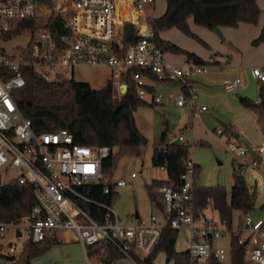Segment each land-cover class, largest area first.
Wrapping results in <instances>:
<instances>
[{
	"label": "built area",
	"instance_id": "2783aa9c",
	"mask_svg": "<svg viewBox=\"0 0 264 264\" xmlns=\"http://www.w3.org/2000/svg\"><path fill=\"white\" fill-rule=\"evenodd\" d=\"M154 1L0 0V186L14 179L21 184H32L37 201L29 215L9 222L0 220V237L11 230L21 240L19 248L10 243L6 256L0 253V264L2 261L15 263L28 239L46 243L64 231L73 234L85 254L87 246L104 241L113 245L122 257L133 260L153 250L165 226L188 228L189 264H213L214 261L229 264V248L220 242L226 239L230 242L232 235L242 244L247 264H264V219L247 212L241 215L240 226L231 228L211 216L206 215L201 221L195 219L196 165L189 147L180 181H169L156 189L161 197L157 202L161 218L152 212L147 220L137 218L131 223H121L112 206L92 200L80 191L81 187L102 179L104 193H109L111 187L114 190L131 184L124 178L104 177L102 166L110 155V147L75 142L67 127L36 133L30 119L16 106L13 94L25 83L22 66L31 64L44 79L62 82L71 78V74L60 69L61 66L72 69L85 65L110 69L116 98L131 87L142 101L188 105L192 108V118L199 117L206 106L197 102L198 94L192 82L208 65L187 56L179 63L166 58L153 40L151 17L146 9ZM51 16L63 19L68 29L58 40L46 23ZM31 19L34 30L27 32L31 34L27 46L16 52L10 50L14 45L6 48L10 40L20 35L12 34V29L19 22ZM125 24L132 25L138 35L136 41L126 46L122 39ZM250 74L257 83L264 82V67L253 66ZM239 82V78H234L224 88L233 91ZM167 83L176 84L178 92L154 89L156 84ZM216 132L221 134L223 130L217 128ZM262 134V143L251 147L231 131L227 149L240 157V164L260 166L264 160V130ZM177 138L184 144L182 133ZM254 154L261 157V162ZM159 169L165 170V167L160 165ZM135 176V172L130 173L131 178ZM80 200L105 208L112 220L98 222L79 205ZM86 257L89 264H94ZM114 264L120 263L116 260Z\"/></svg>",
	"mask_w": 264,
	"mask_h": 264
},
{
	"label": "trees",
	"instance_id": "16d2710c",
	"mask_svg": "<svg viewBox=\"0 0 264 264\" xmlns=\"http://www.w3.org/2000/svg\"><path fill=\"white\" fill-rule=\"evenodd\" d=\"M163 13L150 18L153 29V40L164 51L183 54L197 63L213 64L214 60L205 61L196 54L189 52L177 44L160 38L159 32L175 27L185 35L202 40L191 32L187 18L191 17L197 25L209 29L215 27H236L239 23L256 24L260 9L256 0H164ZM48 28L55 40L60 35L68 33L64 20L56 17L47 19ZM34 30V20H24L12 29V34L27 33ZM124 45L136 41L137 31L132 25L122 27ZM264 43V26L252 40L253 45ZM30 53V52H29ZM27 53V56H29ZM25 83L14 94V101L22 115L31 121V127L36 133L54 131L59 127H67L75 142L110 147V155L102 166L105 178H112L118 161L123 157H138L147 144V138L136 126L133 111L138 105L153 106L136 97L130 87L120 98L113 96L111 79L101 88H92L88 82L64 79L62 82L46 80L36 73L31 64L22 66ZM242 106L254 109L264 120V86L258 90V101L239 96ZM264 130V123H262ZM166 130L153 145L151 162L154 166L163 165L166 179H152L145 185L151 201L157 199L156 189L169 181L178 183L183 171V162L188 153V144L167 143ZM243 164L232 165V183L227 195L221 185L203 186L197 182L199 168L195 166L193 206L194 217L201 221L212 210L217 220L229 228L232 227V213L250 212L254 208L256 193L250 190L241 173ZM103 179L99 183L85 185L80 191L90 199L112 206L117 192L110 188L109 193L103 192ZM33 185L21 184L11 180L0 186V220L9 222L29 215L37 201L33 195ZM79 205L98 222L112 220V215L101 206L92 202L80 200ZM158 203H156L157 205ZM264 209V204L262 205ZM241 215L237 225L240 226ZM178 229L165 226L161 230L159 240L153 250L143 257L135 256V264H155L154 258L159 251L166 254L167 260L173 259V264H189L188 251L177 252L174 242ZM59 241L54 240L53 243ZM50 244L32 242L28 239L24 249L19 253L16 264H30L33 256L41 253ZM229 264H247L244 260L243 246L238 238L231 236L229 242ZM88 258H95L102 264H112L122 258L121 253L108 242H98L86 247ZM213 264H221L214 261Z\"/></svg>",
	"mask_w": 264,
	"mask_h": 264
},
{
	"label": "rangeland",
	"instance_id": "374dc122",
	"mask_svg": "<svg viewBox=\"0 0 264 264\" xmlns=\"http://www.w3.org/2000/svg\"><path fill=\"white\" fill-rule=\"evenodd\" d=\"M163 3L164 0H155V8L150 12V15L156 16ZM146 9L149 11V7H146ZM259 9L261 21H264V0H261ZM243 23L245 22L239 24ZM239 24L236 27H238ZM241 26L242 25H240V27ZM197 27L208 31L211 34L212 39L208 38L205 33L198 34L197 32H194L202 40L201 42L196 38L185 35L175 27L166 31L165 34L175 41L180 39L179 41H182L188 49L195 51L203 57L208 58L211 55H217L216 51L225 54L230 43L229 38H227L228 36L225 37L224 34H222L224 37L223 39L214 32L213 29L200 25H197ZM225 27L236 28L230 26ZM240 27L234 29L231 37L237 41V46L240 48L243 58L247 55L251 64L256 60L257 56H262V53L258 54L256 51L252 53L251 49L260 43L253 45V39L248 38L247 30L245 28L241 29ZM30 40V33H22L10 40L9 44L5 47L9 49L13 47L11 45H14V48L10 50L15 52L20 51L27 46ZM98 67L99 66L85 65L75 66L73 68L74 79L81 80V78L91 74L98 75L101 78L106 75L107 72V75H109L108 77H110L109 70ZM60 69L71 74V69L68 67L61 66ZM219 90L224 91L225 89L220 87ZM232 92L234 91H230L228 94H232ZM208 108L209 110L206 111L205 114H201L197 118H192L189 110H185L183 114V111L169 104L164 106L158 104L153 106L138 105L134 109L133 115L135 123L139 131L146 136L147 144L142 148L140 156L121 158L118 161L116 169L113 171L112 178H124L131 182L129 186L118 188L117 194L113 199L112 207L115 213L119 216L121 222L124 223L125 220L134 215L136 211L139 217L145 220L148 219L152 212L155 213L157 217L161 218L160 206H153V202L148 196L145 185L156 177L164 176V172L159 170L157 166L152 165L151 162L152 145L158 141L164 130L167 131L166 139L172 141H177V134L182 133L183 142L189 145L193 160L199 164L197 177L198 184L203 186L221 185L225 188L227 195H229L232 183V165L236 167L237 164L241 162V159L227 149L226 141L233 130L227 126L220 125L217 122V119L224 121L226 124L229 123V120L234 119L238 131L242 133L246 142L251 147H256L263 141L261 118L256 111L251 109H234L232 107L224 112V114L229 117V119H227L220 115L213 114V108H211V106H208ZM252 114H255L253 118ZM185 124L188 126L185 127ZM217 128H221L223 133L218 134L216 132ZM200 142H203L204 144L199 145ZM131 171H134L137 174L136 178L131 179ZM241 173L244 176L249 189L255 190L256 193L254 208L250 211V214L255 218L258 217L264 219V209L262 208V205L264 204V160L260 166H253L249 163H244ZM155 192L157 199H160V194L157 193V191ZM213 213L214 212L212 211V218ZM206 214L207 216H210L208 215V211ZM240 215L239 211H233L232 227L237 225L238 217ZM214 216H216V214H214ZM24 235L26 237V234ZM10 243L16 244L17 248H19L21 240L16 238L11 230H8L4 236L0 237L1 254L6 256V248ZM49 244L50 245L45 250L31 258L30 264H89L85 250L79 242H58ZM220 244L226 249L229 248L228 239L220 242ZM187 247H189V230L184 227L178 228L174 249L181 252L188 249ZM13 254L17 256V252ZM90 260L94 264L98 263V260L95 258H91ZM130 260L131 259L122 257L119 261L121 264H133ZM154 260L157 264H173V259L167 260L166 254L163 251H159L155 255ZM2 262L3 264H16L14 261Z\"/></svg>",
	"mask_w": 264,
	"mask_h": 264
},
{
	"label": "crops",
	"instance_id": "0c3cea01",
	"mask_svg": "<svg viewBox=\"0 0 264 264\" xmlns=\"http://www.w3.org/2000/svg\"><path fill=\"white\" fill-rule=\"evenodd\" d=\"M256 2H257V5L260 7L261 0H256ZM148 7H149V11L147 10V12H148V15L150 17L159 16L163 13L162 12V11H164L163 9H165V1L160 7L159 13L160 12H162V13H160V14L158 13L156 16L150 15V12H152L155 8V1H154L153 5L148 6ZM187 22H188V25H189L191 32H193V33L197 32L198 34L205 33V34H207L208 38L212 39L211 34L208 31L202 30L201 28L197 27V24H195L193 22L191 17L187 18ZM240 25H242V26L240 27ZM263 26H264V21H261V18L259 16V19H258L256 24H245V23H243V24H239L238 27H240L241 29L245 28L247 30L248 38L254 39L258 35L260 29ZM238 27H236V28H229V27H225V26L219 27L221 34H224L225 37L228 36L227 38H229V40H230L229 46L227 47L225 54L221 53L219 51H216L217 55H211L212 57L210 56L208 58L199 55L198 53H196L195 51H193L191 49H188L184 45V43H182V41H179L180 39H177L178 41H175L174 39L168 37L165 33H166V31H168L171 28L159 32L160 38L165 39V40H169V41L177 44L179 47L196 54L197 56H199L201 59H203L205 61L214 60V62H216L213 64H209L207 66V69L202 74H200L194 80V82H192V85H193V87H195L196 92L198 94L197 102L201 105L206 106V110H204L201 114H205L206 111L209 110L208 106H211V108H213V114L220 115V116L227 118V119H229V117H227V115H225L224 112H226L228 108H232V107L234 109L246 108V109H251V110L255 111L252 108L242 106L241 103L239 102L238 97L243 96V97H247V98L253 100L254 102L258 101V90H259V87L261 85L264 86V82L263 83H257L252 78V76L250 74V69L253 66L264 67V44L260 43L256 47L251 48L252 53L256 51L258 54L262 53V56L261 57L257 56L256 60H254V62L250 64V62L248 60V56L246 55L243 58V54L240 52L241 50L237 46V41L231 37V34L233 33L234 29H237ZM223 39H224V37H223ZM165 55H166V58L168 60H170L171 62H175V63L181 62L183 60V58L185 57V55H183V54H175V53H171V52H165ZM98 68H103V69L109 70L110 77H108L109 75H107L108 72L106 73V75H104L101 78L98 75L91 74L89 76H85L84 78H81V80H79V81H86L89 83V85L92 88H95V89L101 88L105 84L104 82H106L107 80H109V78H111V71L107 67L99 66ZM73 72L74 71L72 68L71 69V77L72 78H74ZM234 78H239L240 84L237 85V87L233 90L234 92H232V94H228V92H230V91H227L224 88V85L226 84V82L233 80ZM220 87H223L227 92L225 90L224 91L219 90ZM154 89L156 91L170 90V91H173L176 93L178 92V86L174 83L156 84ZM168 104L173 105L175 108L183 111V114H184L185 110H189V113L191 112V115H192V108H191V106H188V105L178 106L173 101H169V102H166L164 104H158V105L164 106V105H168ZM254 115L255 114H252V118L254 117ZM217 120H219V119H217ZM228 122L229 123H227L226 126L231 128L233 130L232 132H237V134L240 136V138L246 142V140L243 138L242 133L240 131H238L236 124H235V120L231 119ZM186 126H188V125L185 124V127ZM261 131H262V120H261ZM178 134H180V133H178ZM178 134H177V136H178ZM165 141L167 143H180L178 138H177V141H175V140L172 141V140H167L166 136H165ZM203 144H204L203 142H200L199 145H203ZM153 145H152V150H151V158H152ZM194 162H195V165L199 168V164L195 160H194ZM158 168H159V166H158ZM159 170H161V169H159ZM161 171L164 172V176L156 177L155 179H166L167 178L166 171L165 170H161ZM131 172H134V171H131ZM136 177H137V174L135 177H132L131 179H134ZM117 190H118V188L114 189V191H116V192H117ZM153 200H154V201H152L153 206L156 207V203L158 202V200H161V198L160 199H153ZM207 211H208V215L211 216L212 211L211 210H207ZM214 214H216V213L215 212L213 213V218L217 219V216H214ZM118 218H119V216H118ZM137 218H140V217L136 211L134 213V215H132L128 219H126L124 223H131V222L135 221ZM119 221H120V218H119ZM121 223H123V222H121ZM54 240H57V241L62 242V243H69V242L76 241L73 238V234L69 231H64V232L58 233ZM54 240L47 241L45 244L53 243ZM76 242H78V241H76ZM189 242H190V232H189ZM174 244H175V242H174ZM119 260L120 259H118L117 261L121 264V262ZM130 261H131V263L135 264L133 262V260H130ZM154 263L157 264L155 262V260H154ZM127 264H129V263H127Z\"/></svg>",
	"mask_w": 264,
	"mask_h": 264
},
{
	"label": "water",
	"instance_id": "95a60500",
	"mask_svg": "<svg viewBox=\"0 0 264 264\" xmlns=\"http://www.w3.org/2000/svg\"><path fill=\"white\" fill-rule=\"evenodd\" d=\"M213 30H214V32H216L219 36H221V37L223 38V36H222V34H221V31H220L219 27H215ZM217 122H218L220 125H222V126H226V125H227V124H226L224 121H222V120H217ZM233 135H234V136H237L238 134H237V132H233ZM249 150L251 151L250 148H249ZM254 155H255V157L257 158V161H258V162H261V157H260L259 155H257V154H254ZM9 258H11V256H10Z\"/></svg>",
	"mask_w": 264,
	"mask_h": 264
}]
</instances>
